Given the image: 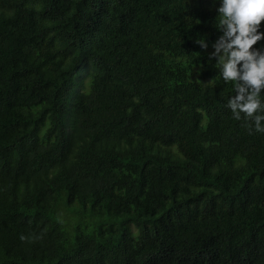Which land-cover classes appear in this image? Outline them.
Here are the masks:
<instances>
[{
	"label": "trees",
	"instance_id": "trees-1",
	"mask_svg": "<svg viewBox=\"0 0 264 264\" xmlns=\"http://www.w3.org/2000/svg\"><path fill=\"white\" fill-rule=\"evenodd\" d=\"M218 7L0 0V264H264V133L228 107Z\"/></svg>",
	"mask_w": 264,
	"mask_h": 264
},
{
	"label": "clouds",
	"instance_id": "clouds-1",
	"mask_svg": "<svg viewBox=\"0 0 264 264\" xmlns=\"http://www.w3.org/2000/svg\"><path fill=\"white\" fill-rule=\"evenodd\" d=\"M217 12L223 35L214 54L223 50L218 55L221 75L224 81L233 82L236 90L228 107L235 119L240 120L243 114L254 123L256 132L264 133V51L253 48L264 39L260 30L264 0H219ZM197 43L207 46L203 38Z\"/></svg>",
	"mask_w": 264,
	"mask_h": 264
}]
</instances>
